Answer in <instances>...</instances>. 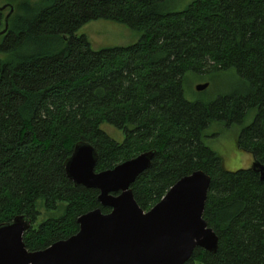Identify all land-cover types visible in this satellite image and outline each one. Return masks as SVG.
I'll return each instance as SVG.
<instances>
[{
    "label": "trees",
    "instance_id": "1",
    "mask_svg": "<svg viewBox=\"0 0 264 264\" xmlns=\"http://www.w3.org/2000/svg\"><path fill=\"white\" fill-rule=\"evenodd\" d=\"M9 1L13 11L0 34V223L28 219V250L65 239L78 230L79 215L109 211L97 189L65 174L77 142L96 149L95 171L155 150L130 185L143 210L180 177L197 169L210 176L202 217L217 249L196 247L184 264H264L259 168L227 170L203 140L212 122L241 123L254 111L237 146L264 165V0H192L177 11H164L166 0ZM4 18L0 10V31ZM96 19L121 22L140 37L94 49L77 31ZM227 69L246 94L207 104L185 98L187 72ZM103 122L121 130L123 140L102 130ZM39 200L61 214L37 224Z\"/></svg>",
    "mask_w": 264,
    "mask_h": 264
},
{
    "label": "water",
    "instance_id": "2",
    "mask_svg": "<svg viewBox=\"0 0 264 264\" xmlns=\"http://www.w3.org/2000/svg\"><path fill=\"white\" fill-rule=\"evenodd\" d=\"M9 7L0 34L13 11ZM154 154L143 151L95 171L96 149L77 142L64 161L65 174L75 185L97 189L98 202L109 211L97 207L79 215L74 234L39 250L24 245L23 233L30 225L24 216L0 223V264H184L196 247L215 252L218 237L202 217L210 184L204 171L180 177L148 210L135 201L130 185L150 167ZM255 166L264 179V165L253 162Z\"/></svg>",
    "mask_w": 264,
    "mask_h": 264
},
{
    "label": "rangeland",
    "instance_id": "3",
    "mask_svg": "<svg viewBox=\"0 0 264 264\" xmlns=\"http://www.w3.org/2000/svg\"><path fill=\"white\" fill-rule=\"evenodd\" d=\"M190 1L192 0H166L162 9L164 11L181 10ZM9 2V0H0V7L5 6L2 9L5 16L10 8ZM77 34H85L94 49L129 45L136 42L140 37L139 31L109 19L91 20L82 25ZM201 83H207V86L202 90H197L196 86ZM183 88L187 100L205 104L218 96L246 94L248 90L234 69L211 72L189 71L185 74ZM253 117L254 111H249L241 123L227 125L224 121H214L204 129V143L221 157L227 170L248 168L253 164L252 154L237 146V138L242 127L249 125ZM101 128L116 141H122L124 138L121 130L107 122H103ZM37 207L40 211L37 224L47 217L58 216L62 212L61 210H46L42 207L41 200L38 201Z\"/></svg>",
    "mask_w": 264,
    "mask_h": 264
}]
</instances>
